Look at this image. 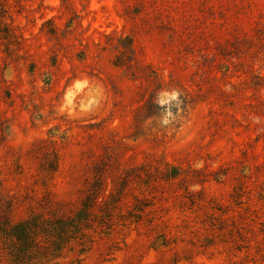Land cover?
I'll list each match as a JSON object with an SVG mask.
<instances>
[{
  "label": "rangeland",
  "instance_id": "1",
  "mask_svg": "<svg viewBox=\"0 0 264 264\" xmlns=\"http://www.w3.org/2000/svg\"><path fill=\"white\" fill-rule=\"evenodd\" d=\"M92 193L39 264H264V0H0V221Z\"/></svg>",
  "mask_w": 264,
  "mask_h": 264
},
{
  "label": "trees",
  "instance_id": "2",
  "mask_svg": "<svg viewBox=\"0 0 264 264\" xmlns=\"http://www.w3.org/2000/svg\"><path fill=\"white\" fill-rule=\"evenodd\" d=\"M92 193L82 200L81 208L74 216L44 219L31 216L19 222L9 219L0 221V241L9 257L10 264H39L61 256L65 248L80 242L92 223ZM81 245V244H80Z\"/></svg>",
  "mask_w": 264,
  "mask_h": 264
}]
</instances>
